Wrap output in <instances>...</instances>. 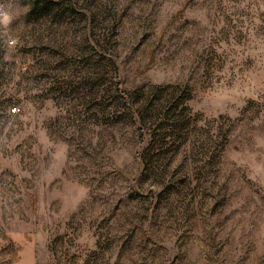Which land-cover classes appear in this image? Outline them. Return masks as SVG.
<instances>
[{
	"label": "rangeland",
	"instance_id": "obj_1",
	"mask_svg": "<svg viewBox=\"0 0 264 264\" xmlns=\"http://www.w3.org/2000/svg\"><path fill=\"white\" fill-rule=\"evenodd\" d=\"M0 264H264V0H0Z\"/></svg>",
	"mask_w": 264,
	"mask_h": 264
},
{
	"label": "built area",
	"instance_id": "obj_2",
	"mask_svg": "<svg viewBox=\"0 0 264 264\" xmlns=\"http://www.w3.org/2000/svg\"><path fill=\"white\" fill-rule=\"evenodd\" d=\"M17 110V107H12L11 111H16Z\"/></svg>",
	"mask_w": 264,
	"mask_h": 264
},
{
	"label": "clouds",
	"instance_id": "obj_3",
	"mask_svg": "<svg viewBox=\"0 0 264 264\" xmlns=\"http://www.w3.org/2000/svg\"><path fill=\"white\" fill-rule=\"evenodd\" d=\"M5 19H7V17H5Z\"/></svg>",
	"mask_w": 264,
	"mask_h": 264
}]
</instances>
